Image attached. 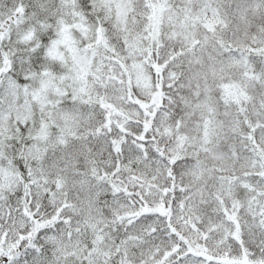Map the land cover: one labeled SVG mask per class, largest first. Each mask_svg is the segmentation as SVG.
Segmentation results:
<instances>
[{
	"label": "snow or ice",
	"instance_id": "snow-or-ice-1",
	"mask_svg": "<svg viewBox=\"0 0 264 264\" xmlns=\"http://www.w3.org/2000/svg\"><path fill=\"white\" fill-rule=\"evenodd\" d=\"M0 264H264V0H0Z\"/></svg>",
	"mask_w": 264,
	"mask_h": 264
}]
</instances>
